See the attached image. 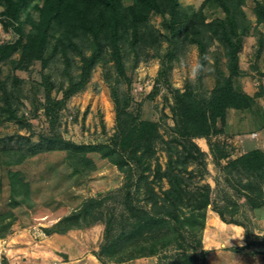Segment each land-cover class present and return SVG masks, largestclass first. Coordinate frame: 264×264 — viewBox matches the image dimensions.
Masks as SVG:
<instances>
[{"label": "rangeland", "instance_id": "obj_1", "mask_svg": "<svg viewBox=\"0 0 264 264\" xmlns=\"http://www.w3.org/2000/svg\"><path fill=\"white\" fill-rule=\"evenodd\" d=\"M255 1L257 0H244L243 10L251 25L250 33L244 37L239 51V66L243 71L239 83L247 94L261 92V96L255 100L256 104L250 112L229 111L226 132L212 136V139L198 138L193 142L204 154L205 165H198L192 158L188 163V171L193 169L196 172L191 179L192 185L199 181L200 184L207 183L215 188L218 180L216 190L219 205L222 207L226 204L220 199L223 190L229 199L232 198L238 204V214L233 219L246 228L245 230L240 226L243 238L238 243L241 245L237 246L232 241H221L220 236L214 242L215 225L207 224L215 214L211 215L212 210L208 208L205 226L198 232L202 249L206 251V264H264V248L253 249V252L246 248L247 243L264 242V205L252 209L244 199L234 194L224 182L223 169L219 170L209 153L211 143H220L232 158L245 152L250 141L264 147V25L255 27ZM121 2L128 6L133 0ZM178 2L187 16L184 23L174 17V28L178 29V33L171 31V17L168 14L151 13L145 27L150 29L156 43L147 46L150 32L143 37L145 46H140L138 41L132 47L129 42L123 41V76L118 75L112 61L107 64L104 61L98 62L91 71L85 88L65 102L64 107L58 111V118L53 122L45 114L42 76H47L53 85L52 98L60 99L61 91L67 86L69 78L78 76L80 53H90L93 41L91 35H71L76 47L69 50L65 47L67 40L62 39L60 30L56 27L49 30L48 47L57 43L59 47L61 45V49L67 50L70 58L67 74L59 52L47 55V64L43 69L40 62H33L22 70L14 69L13 62L18 60L19 51L0 61V83L4 82L6 87L5 92L0 87V238L9 243L11 260L15 259L12 264H62L66 258L67 262L74 264L77 258L88 254L92 256V261L88 264H101L93 253L99 251L102 242L103 222L77 229L78 232L71 234H48L46 230L54 227L59 219L70 215L91 197L106 199L102 207L104 212L113 209L117 213L126 204V173L120 172L112 161L95 152H80L70 160V149L63 143L88 145L104 144L113 140L116 111L110 93L112 86L116 85L119 99H128V112L139 115L141 120L159 124V133L163 138L155 141V153L149 159L150 170L156 163L163 170L167 164L168 153L174 156L182 153L183 144L176 143L178 136L172 132L171 89L183 91L188 82L197 86L200 92L212 89L213 62L215 57H220L223 68L224 51L218 47V41L213 40L211 46L206 47V62L202 66L197 46L191 42V38L198 35L195 29L200 28L195 26V20H200L203 24L225 15L220 9H213L210 3L200 8L204 0ZM3 10L0 6V45L14 43L19 36L25 40L32 31L30 20H38L39 14L34 5L30 4L21 13L20 33L15 32L12 26L7 31L4 30L5 16L1 14ZM203 30L205 31L204 28ZM177 37L180 41L176 48L173 47L174 57L165 59L163 56L172 51L173 40ZM127 39L129 40V35ZM259 40L262 41L261 44ZM226 161L224 159L219 163L224 166ZM129 164L133 166L132 162ZM144 176L146 178L137 180L138 175L133 173L131 178V191L137 188L139 205L145 204L143 199L147 185L152 184V172H145ZM154 186L156 191L159 188L161 191L168 189L166 180L160 186ZM226 218L230 219L231 216L226 214ZM143 237L145 236H137L135 240ZM149 240L150 237L147 241ZM128 241L124 240V243ZM65 250L70 251L71 255L63 257L61 254ZM175 251V246H170L156 256L140 257L117 264H172L171 256Z\"/></svg>", "mask_w": 264, "mask_h": 264}, {"label": "trees", "instance_id": "obj_2", "mask_svg": "<svg viewBox=\"0 0 264 264\" xmlns=\"http://www.w3.org/2000/svg\"><path fill=\"white\" fill-rule=\"evenodd\" d=\"M206 3L212 4L213 9H220L225 16L213 18L203 24L200 20H195V26L201 29H195L198 35L193 36L191 42L196 44L199 62L203 66L206 62L204 59L206 47H210L213 40H217L218 47L224 51L225 63L222 68L220 57H215L214 85L208 92H200L197 86L189 82L183 91L171 89L172 132L178 136L176 143L183 144L182 153L177 156L168 153L167 164L163 170L159 163L150 170L149 159L155 153V141L157 138H163L159 133V124L141 120L139 115L128 112L126 110L129 106L128 99L123 101L119 99L116 85L112 86L110 91L116 111L113 140L109 143L88 145L63 142L66 148L70 149L68 153L70 160L80 152H95L112 161L120 172L127 174L128 185L124 197L126 204L122 205V209L126 208L123 211L121 209L115 213L110 209L109 212H104L102 207L106 199L91 197L70 215L59 219L54 227L46 230L48 234H65L70 230L83 229L103 222L102 242L99 251L93 253L101 264L124 263L140 257L156 256L170 246L176 248L174 255L171 256L172 264H206V251L202 249L198 232L200 233L205 226L208 208H211L224 223L238 225L246 230L241 222L233 219V216L238 214L237 202L229 199L223 190L220 199L226 204L222 207L219 205L216 190L218 180L215 188L207 183L200 184L199 181L192 185L191 179L196 172L193 169L188 171L191 158L198 165H205L204 154L193 142L198 138L212 139V136L226 132L229 111L250 112L256 104L255 100L261 96V92L247 94L239 83L243 75L239 66V51L244 37L250 33L251 25L243 10L244 0H204L200 8ZM30 4L38 11V20H30L32 31L25 40L19 36L14 43L0 45V61L10 58L13 53L19 51L18 60L13 62L14 69L22 70L33 62H40L43 69L47 64V55L59 52L67 74L70 58L66 49L72 50L76 47L71 35L79 33L91 35L93 40L90 53L88 55L80 53L78 76L69 78L67 86L61 91L60 99L52 98L53 85L47 76H42L45 114L52 122L58 118V111L64 107L65 102L85 88L91 71L98 62L104 61V64H107L112 61L118 75L123 76L125 70L121 44L123 41L129 42L134 47L139 41L140 46L146 45L143 43V37L150 32L145 26L151 13L168 14L171 17L169 20L171 31L177 33L178 29L174 28V17L183 23L187 19L186 12L180 8L178 0H133L128 6H124L121 0H0V6L4 8L1 14L5 16L3 21L5 31L12 26L15 32L20 33L21 13ZM253 13L255 27L264 25V1H255ZM54 27L60 30L62 39L67 40L64 50L57 43L48 47V32ZM149 38L147 46L156 43L151 32ZM179 41L178 37L173 40L172 51L163 56L165 59L174 57L173 47L176 48ZM261 42L259 40V44ZM161 71L163 75V69ZM0 87L2 92H5L4 82L0 83ZM11 117L17 120L16 116ZM209 148L211 159L219 166V170L223 169L224 182L234 194L244 199L252 209L262 207L264 151L261 148H251L232 158L220 143H211ZM224 159L227 161L222 166L219 161ZM19 160L20 158L16 162ZM129 162H132L133 166ZM145 172H152V184L147 185L143 199L145 204L139 205L136 197L137 188L131 191V178L133 173L138 175L137 180L141 177L146 178ZM163 180L168 183V189L161 191L159 188L156 191L154 184L160 186ZM226 214L231 218L227 219ZM137 236L145 237L135 240ZM149 237L151 240L147 241ZM124 240L129 241L124 243ZM246 248L249 251L262 249L264 242L247 243Z\"/></svg>", "mask_w": 264, "mask_h": 264}, {"label": "crops", "instance_id": "obj_3", "mask_svg": "<svg viewBox=\"0 0 264 264\" xmlns=\"http://www.w3.org/2000/svg\"><path fill=\"white\" fill-rule=\"evenodd\" d=\"M260 145H261L260 143H257V142H254V141H250L247 144V147H248L247 150H249L251 148H261L262 150H264V147L263 146H260ZM210 212H212V213H210L211 215H214L215 214V216H211L210 217V220H208V224H207V225H209L210 223H212V224L215 225V228H214V237H213L214 238V242H217V239H218L217 236H220L221 241L222 240H226L227 242L228 241H232V243L235 244V245L237 244V246H238V244L241 245L238 242H239V240L241 238H243V236H242L243 233L241 232L242 231V228L240 226H238V225L224 223L223 221L220 220L219 216L216 213H214L213 211H210ZM210 214L207 213V215H210ZM78 231L79 230H70L69 231V234L75 233V232H78ZM211 244H213V243H211ZM220 245H223V244L221 243ZM63 254H65L67 256H70L71 255V252L68 251V250H65V252ZM90 257H92L91 254H88L86 256H81V257L77 258L78 260L74 264H88L90 261H92L90 259ZM12 258H13V256H12ZM13 261H15V259H13ZM62 264H71V263H70V261L67 262V258H66V259H64V262Z\"/></svg>", "mask_w": 264, "mask_h": 264}, {"label": "built area", "instance_id": "obj_4", "mask_svg": "<svg viewBox=\"0 0 264 264\" xmlns=\"http://www.w3.org/2000/svg\"><path fill=\"white\" fill-rule=\"evenodd\" d=\"M9 243L4 238H0V264H12Z\"/></svg>", "mask_w": 264, "mask_h": 264}, {"label": "water", "instance_id": "obj_5", "mask_svg": "<svg viewBox=\"0 0 264 264\" xmlns=\"http://www.w3.org/2000/svg\"><path fill=\"white\" fill-rule=\"evenodd\" d=\"M61 254V253H60ZM63 257H65L66 255L65 254H61Z\"/></svg>", "mask_w": 264, "mask_h": 264}, {"label": "clouds", "instance_id": "obj_6", "mask_svg": "<svg viewBox=\"0 0 264 264\" xmlns=\"http://www.w3.org/2000/svg\"><path fill=\"white\" fill-rule=\"evenodd\" d=\"M194 73H195V70H194ZM253 138V137H252Z\"/></svg>", "mask_w": 264, "mask_h": 264}]
</instances>
